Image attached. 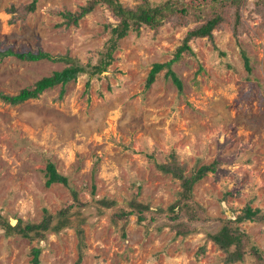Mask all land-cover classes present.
<instances>
[{"label": "rangeland", "instance_id": "374dc122", "mask_svg": "<svg viewBox=\"0 0 264 264\" xmlns=\"http://www.w3.org/2000/svg\"><path fill=\"white\" fill-rule=\"evenodd\" d=\"M87 1L38 0L24 14L31 0H0V52L48 54L35 62L0 59V94L16 95L68 66L84 70L61 97L57 86L15 106L0 100V217L11 226L39 223L47 211L55 223L66 212L65 227L39 243L0 228V264H32L34 248L38 264H225L207 234L235 227L246 205L260 218L236 224L247 237L244 260L229 264H261L249 251L256 246L264 260V25L255 0H241V33L232 29L233 9L224 11L226 22L191 39L177 59L195 22L163 21L156 31L131 26L109 42L107 26L116 23L104 6L69 28L50 12H77ZM11 6L19 12L8 13ZM168 62L146 88L152 66ZM214 161L216 173L184 203L180 182L156 168L175 162L189 176ZM48 163L68 186L45 185ZM135 201L148 208L141 224L134 213L119 217ZM185 230L191 233L178 235Z\"/></svg>", "mask_w": 264, "mask_h": 264}, {"label": "trees", "instance_id": "16d2710c", "mask_svg": "<svg viewBox=\"0 0 264 264\" xmlns=\"http://www.w3.org/2000/svg\"><path fill=\"white\" fill-rule=\"evenodd\" d=\"M140 3L135 5L132 8H124L117 0H88L85 5L81 6L77 12H68V11H50L52 15L59 16L61 22L59 24L65 28L77 27L79 21L84 18L86 15L91 13L95 7L104 6L111 17L115 21V25L108 24L107 28L110 32L109 42L113 40L120 39L126 33V30L131 26L132 28L139 29L142 25L153 30H157L164 21L165 23L169 22L171 25L174 23H179L182 21L184 25L187 26L188 21L195 22L197 26L190 30L184 40L183 44L178 51L174 54V59L179 57V53L186 49L187 43L194 38L201 36H210L212 31L219 29L221 24L226 22L228 19L225 16L224 11L233 9V23L232 29L236 33H241L240 27L243 25L240 22L239 7L242 6L241 0H191L185 3L183 0H167L165 3H161L155 6L149 5L147 0H139ZM38 0H31V2L24 7V14L32 13L35 10V6ZM23 8V7H21ZM20 8V9H21ZM8 13L19 12L18 8L11 6L8 10ZM253 11L262 17V24L264 25V0H255L253 2ZM231 16V15H230ZM188 20V21H187ZM188 22V23H187ZM14 57L23 62H35L41 59H46L48 57L47 53L38 52V53H13L10 50L5 52H0V59L4 57ZM104 61V60H103ZM101 62L98 67V70L95 69V73H99L105 69L107 64L105 61ZM170 63L166 64H154L148 74L145 87H149L153 81L155 75L161 71L164 67L169 66ZM84 70L76 65L68 66L63 68L60 71L53 72L50 76L43 77L40 80L36 81L30 86H27L20 90L16 95H4L0 94V100L9 105L15 106L19 105L25 101L37 99L44 91L53 89L57 86L60 87V97L64 92V87L71 81H75L77 76ZM94 70L92 74H95ZM174 83L178 88L181 87L180 83L173 78ZM218 162L214 161L208 166H201L195 172H192L189 176H185L183 171L177 167L176 163L169 164H158L156 168L164 173H170L174 178L180 182V192L178 193L181 203L191 200L193 186L203 179L208 173H216ZM44 176L46 177V186L52 184H61L63 186H68L67 179L57 173L54 165L48 163L44 170ZM71 193L73 194V200L78 202L77 194L70 188ZM93 192V190H92ZM105 205L109 202L104 201ZM72 207V206H71ZM66 208L65 210H70ZM132 210L127 213H122L119 217L127 219L131 214H136L137 223L141 224L145 221V215L143 213L147 211V207L143 206L138 202L131 204ZM181 207V206H180ZM172 212V217H169L170 220H177L179 215L175 213L174 209H170ZM43 219L39 223H23L20 220L15 226H11L7 219L0 217V228L4 230L6 236L9 237H20L22 239H27L30 242H41L46 239V236L49 233H57L65 227V218L66 212L61 211L58 214L59 220L54 223V216L48 214L45 211ZM145 214V213H144ZM118 214H116V217ZM260 210L255 208L252 209L250 205H246L239 216H237L235 223H243L245 221H255L260 217ZM192 219H196V214H191ZM116 221L114 216L113 222ZM235 224V227L228 226L224 224L216 232L208 233L207 240L211 241L220 251L225 254L224 263H236L244 260V253L240 251V247L243 245L246 235L240 230V228ZM76 236L78 239L79 249L84 248L83 243V232L79 227L75 228ZM123 232V231H122ZM190 230H185L181 233L178 231V235L186 236L190 234ZM124 237L125 234L122 233ZM203 252V248L201 249ZM249 251L252 253L254 258L264 264V260L261 257V253L256 246L249 244ZM40 249L34 248L32 250V264H38ZM81 258L76 262L80 264Z\"/></svg>", "mask_w": 264, "mask_h": 264}, {"label": "bare ground", "instance_id": "6f19581e", "mask_svg": "<svg viewBox=\"0 0 264 264\" xmlns=\"http://www.w3.org/2000/svg\"><path fill=\"white\" fill-rule=\"evenodd\" d=\"M12 224H13V222H12Z\"/></svg>", "mask_w": 264, "mask_h": 264}]
</instances>
